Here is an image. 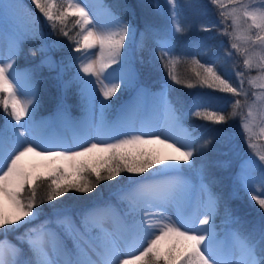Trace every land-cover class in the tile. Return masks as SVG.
Segmentation results:
<instances>
[{"label": "snow or ice", "instance_id": "1", "mask_svg": "<svg viewBox=\"0 0 264 264\" xmlns=\"http://www.w3.org/2000/svg\"><path fill=\"white\" fill-rule=\"evenodd\" d=\"M32 3L52 29L57 23L63 25L69 16L76 17L79 32L75 36L60 29L61 34L75 44L69 56L76 71L63 83L66 88L73 85L77 88L84 102L82 106L89 114L95 110L97 92L100 93L103 114L111 107L110 98L122 85L125 90L136 89L138 102L114 123L105 122L103 115L99 122L89 115L80 134L74 137V144L56 143L57 138L48 132L46 122L36 120L37 101L32 75L25 74L21 78L14 68L20 37L41 40L37 49L41 55L40 66L55 69L59 65L62 76L67 65L64 57L59 62L52 58L50 50L58 47L59 42H43L41 26L28 14L30 22L22 30H17L9 43L7 55L0 53V108L6 114L0 127V230L5 236L0 240V264H264V227L259 229L258 238L254 232L239 230L231 232L230 238H221L215 228L219 198L209 184L203 182L206 179L203 175L199 186L201 198L194 200L192 186L182 174L186 168L194 167L193 157L203 156L212 140L201 144L196 130L184 126L181 109L168 99L169 83L162 85L158 94L169 120L162 127L141 120L137 127V111L146 90L137 86L138 72L125 47L126 40L131 42L134 38L130 23L110 10L105 19H101L98 12L90 14L89 8L94 6L89 5L88 0H68L67 7L59 12L54 11L56 5L52 0H32ZM167 3L172 32L154 33L161 50L158 59L167 70L169 80L177 85L200 86L213 92L232 94L228 101L232 111L227 114L221 98L212 94L198 97L193 105L197 110L191 113L213 124H226L237 116V109L241 107V100L237 97L243 96L247 100L245 71L235 72L238 79L237 86H234L231 73L223 69L229 76L225 79L218 71V58L201 63L194 55L191 62L195 65V81L180 79L172 70L180 57L171 54L178 47L176 36L185 28L178 20L177 0H167ZM209 4L215 6L219 16L224 18L219 21L223 25L220 34L230 41H238L232 42L230 47L243 57L244 69L259 70L256 77L248 78L249 85L261 89L259 94L253 93L255 100L247 109L248 117H254L256 103L264 110V0H209ZM8 8V5L0 4V13ZM228 19H231V25L226 23ZM202 31L210 33L211 28L203 27ZM199 44L200 41L193 42L194 47ZM92 49H98L95 59L91 58ZM76 53L81 55L76 56ZM231 56V51L225 54V58ZM112 65L117 67L109 71ZM13 80H16L15 84ZM257 80L261 83L257 84ZM17 85L25 94L31 87L32 98L22 100L17 94ZM213 107L217 110H209ZM254 126V119L241 118V132L247 146L253 150L256 147L252 142ZM260 133L264 135V128H260ZM156 145L173 149L176 154L161 158L159 149L153 147ZM52 147L64 150L52 151ZM29 155L39 160L26 162ZM257 155L259 161L264 162V153ZM254 164L256 161L250 156L248 164L241 170L239 181L250 199L264 211V188L252 186L248 171ZM259 167L260 180L264 184V163ZM121 173L131 175L127 177L128 186L120 190L123 193L120 200L126 208L122 210L123 215L116 213V231L107 232L100 223L101 217L112 210L111 205L108 209L86 213L79 228L73 226L67 215L54 208L55 219L46 220L17 237L20 243L27 245V259H21L23 250L20 247L7 241L9 229L31 223L42 213L39 205L56 201L70 191L91 193L100 182L116 180ZM144 173L148 175L144 176ZM41 186L46 187V191L43 196H38L37 190ZM170 206L175 208V220L167 214ZM233 222L238 223L239 218ZM54 225L64 228L71 237L72 247L60 238ZM93 229H100L103 235L93 237ZM84 237L98 243L86 247L82 242Z\"/></svg>", "mask_w": 264, "mask_h": 264}, {"label": "trees", "instance_id": "2", "mask_svg": "<svg viewBox=\"0 0 264 264\" xmlns=\"http://www.w3.org/2000/svg\"><path fill=\"white\" fill-rule=\"evenodd\" d=\"M28 8L37 16H41L39 10L32 3V0H24ZM178 20L185 31L176 36L177 49L171 55L179 56L180 61L172 69L182 80L195 81L192 64V56L201 63H207L214 58H218V71L228 79L223 69L231 73V79L234 86H237V77L235 72L245 71L244 88L248 92L247 100L243 96L237 97L241 100V107L237 109V116L229 120L226 124H213L200 117L193 116L191 113L196 108L193 107L198 97L212 94L221 98V103L226 105V114L232 111L229 104V98L232 94L223 92H213L212 89L205 87L188 88L186 85H177L169 80L167 70L158 59L160 48L154 38V33H171L172 22L169 18V5L167 0H104L112 12L120 18L127 20L134 27V39L132 42V62L138 72V81L140 84L153 90H161L166 82L171 85L168 98L174 106L181 109L183 113L184 126L189 130L195 129L199 136V142L202 144L205 140L211 139L212 142L205 149L203 156H194L195 165L191 169H185L183 176L189 177L196 183H201L202 175L206 177L204 183L209 184L211 191L219 198V207L216 215V222L223 223L225 227L235 228L241 232H254L259 237V229L264 227V211H262L255 201L250 199L240 184L239 177L241 170L248 164L251 156L256 164L249 166L248 171L251 182L264 188L261 183V169L259 165L258 153H264V135L254 133L252 142L256 145L255 149H249L244 136L241 132V118L247 116V109L252 103L253 93H259L260 88L248 84L249 76L258 74V69L245 70L243 66V57L231 49L228 37L221 35L223 25L219 23L223 17L219 16V10L209 4V0H177ZM159 7H155V5ZM74 16H69L63 25L57 23L56 28L52 29L48 24V30L51 33V39L56 42L68 40L61 34L60 29L72 35L70 22H73ZM231 25V19L226 20ZM203 27H210L211 32L202 31ZM231 32L232 28L229 27ZM65 39V40H64ZM200 41L199 47H194L193 42ZM244 45L241 44V47ZM39 43L33 38H23L19 45V55L15 58L17 66L31 74L33 85L37 92V117H53L60 107H65L72 118L75 129H78V123L88 114L83 108L78 106V97H66L61 88V79L57 71L50 70L45 66H40L41 55L37 49ZM233 52V56L225 58L227 52ZM35 53V54H34ZM202 53V55H197ZM221 65L223 66L221 68ZM68 89H72L69 87ZM124 96L118 99V96L111 99V107L106 110L107 122L112 123L118 113L120 104L129 96V92L124 90ZM76 99V101H74ZM74 101V102H73ZM203 110V109H199ZM209 110H217L215 107ZM5 112L0 108V127L3 126ZM260 128H264L260 125ZM99 142V141H97ZM151 171V170H150ZM131 174L121 173L120 177L112 181H102L91 193H78L70 191L64 197L56 201L45 202L39 205L43 209L42 213L31 223L22 224L18 228H12L7 231L9 239L13 240L23 250L24 259L28 258V249L26 244L20 243L17 237L30 229L43 224L46 220L54 217V208L61 214L75 215L77 222L89 210L97 208L114 199L117 192L126 188L129 184L127 177ZM147 176L148 173H144ZM46 187L41 186L37 190L38 196L45 194ZM28 193L25 192V196ZM231 217V219L229 218ZM239 218L238 223L233 220ZM1 236H4L3 230H0ZM68 247H72V241L67 239Z\"/></svg>", "mask_w": 264, "mask_h": 264}, {"label": "rangeland", "instance_id": "3", "mask_svg": "<svg viewBox=\"0 0 264 264\" xmlns=\"http://www.w3.org/2000/svg\"><path fill=\"white\" fill-rule=\"evenodd\" d=\"M52 2L56 5V8L54 9V11L59 12V11H62L63 9H65L67 7L68 0H52ZM225 2H226V0H225ZM103 3H104V0H101V4H99L100 8H98V9L96 7H90L89 8L90 14L93 11H95V12H98L100 14L101 19H105L106 13L110 9L106 5H104ZM0 4H5V5L9 6V8L7 9L6 12L0 13V53H3L5 56L7 55L9 43L12 39L15 38V34L17 33V30L18 29L22 30L24 28V26L30 22L29 16H28L29 13L31 14V18L36 19L37 23L42 28L43 42L51 44L52 42L55 41V40L51 39V33L48 30V23L44 20L42 14H41V16H37L35 13H33L28 8V6L26 5L24 0H0ZM88 4L92 5L91 2L90 3L88 2ZM17 6H19V12L17 11ZM112 13H114V12H112ZM115 15L118 16L117 14H115ZM93 18H94V20L96 19L95 16ZM75 20H76V17L73 18V22H70V26H71L70 29L73 30L71 36H75L79 32V26L76 25ZM125 21H127V20H125ZM127 22H129V21H127ZM130 25H131V23H130ZM131 27H132V29H134V27L132 25H131ZM23 38H25V37L21 36L20 40H22ZM77 38H79V37H77ZM33 39L36 40L40 46L41 40H38L35 38H33ZM133 39L131 40V42L126 40V44H125V47L129 51L131 58H132L131 50H132ZM74 47H75L74 42L68 39L65 41H59V46L50 50V55L57 62H59L62 57L65 58V63L67 65V67L64 68V72H63L62 76L60 75L61 69H60L59 65L55 69H50L47 66H45V67H47L50 70L57 71V74L59 75V79H61V88L64 91L66 97H70L71 95L74 96V98L78 97V106L80 108L84 109L85 114L87 112L88 117L81 118L80 122L78 123V129H75V124H74L72 118L70 117L68 111L65 109V107H60L59 110L57 111V113L53 117H50V116L37 117V103L35 106L36 120L46 122L48 132L57 138V140L55 141L56 143L63 142V143H73L74 144L75 143L74 137H76L77 135L80 134L81 126H82L84 121L89 119V115H91V118L96 120L97 122H99V120L101 119V115H103V119L105 120V122L108 121L107 120V114H106L107 109H105L103 111V114L101 113L100 104H99V99H100V93L99 92L96 93V97H95V102H94L95 103V110L91 114H89L87 109L82 106L84 102L81 99V97L79 96L77 88L73 85V86H69L72 89H68L69 87L66 88L64 83H63V81L69 80L76 71V67L73 65L72 59L69 56L71 50ZM91 52L93 53L91 58L95 59L96 55H98V49H92ZM75 55L80 56L81 54L76 53ZM116 67H117V65H112V67L109 69V71H111L113 68H116ZM14 68L16 69L18 75L21 78H23L24 75L27 74V72L25 70H22L17 66L16 61L14 64ZM249 77H256V75L249 76ZM13 83L15 84L16 80H13ZM259 83H261V81L257 80V84H259ZM137 86L143 87L146 90L145 97H144L143 101L140 103V106H139L138 111H137V127L139 126V122L141 120H143L146 123H154L156 126H160V127L164 126L163 118H164V114H165V108L158 99V94L160 93L161 90H153L147 86L140 84L139 81H138ZM31 90H32V88L29 87L26 90L28 92V94L22 93L20 91L19 85H17V94H18V96H20V98L22 100H28V99L32 98L30 95ZM34 90H35V87H34ZM124 90H125V88L122 85L121 89L118 90L116 95H114L113 97L110 98V102H111V99H113L117 96H118V99H121L124 96V93H123ZM127 91L129 92V94L131 92H133V94H131L130 98L127 99L126 102L123 101V104L121 105L119 113L117 114L116 117H114V120L112 123H114L118 119H120V117L123 115V113L126 110H128L132 107H135L137 105L138 101H137L136 89L135 88H129V89H127ZM258 92L260 93L261 89ZM35 93H36V101H37L36 90H35ZM254 100H255V97H254L253 101ZM74 101H76V99H74ZM253 101L251 104H249V106L253 105ZM153 108H156L158 110V112L160 113V116H162V118L160 119L162 121H159V117L157 118V117L152 116V113H150V111L153 110ZM30 111H31V109H30ZM253 112H254V117H248V115H247L245 117V119H254L255 126L253 128V132L256 135H259L260 134V125H262L264 127V110L261 109V106L259 103H256L253 106ZM27 119L28 118L26 117L25 120H27ZM136 134H139V133H136ZM109 142H111V141H109ZM153 147L159 149V151L161 153V158H162L163 146L156 145ZM50 150L61 151L64 149L61 147H52ZM73 150H78V149L74 148ZM25 159H26V162H29V163L37 162L39 160V158L34 157L33 155H29ZM43 170L44 169H41V171H43ZM250 176L252 178H254L252 175H250ZM183 177L192 186L194 200L198 201L201 198V193H200V188H199L201 183H196V182L192 181L187 176H183ZM252 186L256 189H262V188L258 187L255 184V182H252ZM122 194L123 193L121 191H119L116 193L114 199L111 200L110 202H107L101 206H98L97 208H94V209L88 211V212H91V211L98 210V209H108L109 205L112 206V210L106 212L100 219V223H101L102 228L107 232L116 231V229L118 227V219H117L116 213L123 215L122 210L126 208V204L120 200V196ZM256 194H259V193L257 192ZM88 212H86V213H88ZM167 214L169 216H171L173 218V220H175V208L174 207L170 206L167 210ZM62 215H67L70 218V222L73 224V226L76 228H79L80 224H79V221L77 222L75 215H72V214H62ZM53 219H55V217H51L48 220H53ZM39 226H37V227H39ZM37 227H35V228H37ZM53 228L57 232V234L60 236V238L66 244H67V239L71 240V237L65 232V230L62 226H55L54 225ZM215 228H216L217 233L220 234L221 238H226V237L230 238V233L233 231H236L235 228L225 227L223 223L222 224L217 223L216 220H215ZM91 235L93 237H97V236H102L103 233L100 232V229H93ZM8 236L9 235H7V237H6L7 241L11 242L12 244H15L13 240L8 238ZM4 239H5V236H1V234H0V240H4ZM82 242L85 244L86 247L88 245L95 246V244L98 243L97 240H91V239H89V237H84ZM15 245L18 247L17 244H15ZM21 259H24L23 255H22Z\"/></svg>", "mask_w": 264, "mask_h": 264}, {"label": "bare ground", "instance_id": "4", "mask_svg": "<svg viewBox=\"0 0 264 264\" xmlns=\"http://www.w3.org/2000/svg\"><path fill=\"white\" fill-rule=\"evenodd\" d=\"M88 2L89 3L91 2L92 5L94 7H96L97 9L100 8L99 4H101V0H88ZM150 113H152V116H154V117H157V118L159 117V121H162V120H160L162 118V116H160V113L158 112V110L156 108H153V110H151ZM168 120H169V116H168V113L165 110V114H164V118H163L164 125H165V123ZM172 143H175V141H172ZM172 154H176L173 149H168V148H164L163 147V149H162V158H163V155H172Z\"/></svg>", "mask_w": 264, "mask_h": 264}]
</instances>
